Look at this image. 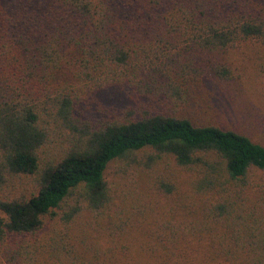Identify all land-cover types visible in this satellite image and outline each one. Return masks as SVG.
<instances>
[{
	"label": "trees",
	"instance_id": "1",
	"mask_svg": "<svg viewBox=\"0 0 264 264\" xmlns=\"http://www.w3.org/2000/svg\"><path fill=\"white\" fill-rule=\"evenodd\" d=\"M249 46L264 0H0V264H264V144L178 113Z\"/></svg>",
	"mask_w": 264,
	"mask_h": 264
},
{
	"label": "rangeland",
	"instance_id": "2",
	"mask_svg": "<svg viewBox=\"0 0 264 264\" xmlns=\"http://www.w3.org/2000/svg\"><path fill=\"white\" fill-rule=\"evenodd\" d=\"M226 59L233 79L204 81L192 90L190 106L178 113L198 125L238 131L264 144V51L241 47ZM164 108L175 111L172 106ZM108 180H115L114 169L108 173Z\"/></svg>",
	"mask_w": 264,
	"mask_h": 264
}]
</instances>
